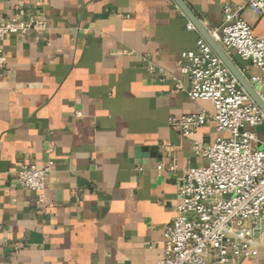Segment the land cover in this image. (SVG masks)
<instances>
[{"label":"crops","instance_id":"obj_1","mask_svg":"<svg viewBox=\"0 0 264 264\" xmlns=\"http://www.w3.org/2000/svg\"><path fill=\"white\" fill-rule=\"evenodd\" d=\"M183 1L209 31L243 5ZM240 15L264 38V17ZM12 16L46 29L0 44V264H154L184 173L206 164L192 144L224 135L172 124L214 111L180 70L199 32L173 0H0ZM48 162L40 201L16 172ZM237 264H264V244Z\"/></svg>","mask_w":264,"mask_h":264},{"label":"built area","instance_id":"obj_2","mask_svg":"<svg viewBox=\"0 0 264 264\" xmlns=\"http://www.w3.org/2000/svg\"><path fill=\"white\" fill-rule=\"evenodd\" d=\"M242 2L236 9L224 4L222 22L210 32L229 55L240 58L241 72L264 102V38L240 15L248 7L264 17V0ZM186 26L194 28L190 22ZM45 29L40 20L12 16L0 21V44L7 35ZM180 70L189 81L188 96L209 100L214 111L186 114L172 124L189 134L211 120L224 135L205 146L192 144L206 164L184 173L177 212L163 227V251L154 264H237L256 258L264 244V139L257 135L264 114L202 37L181 53ZM49 172L50 162L23 166L16 180L41 201Z\"/></svg>","mask_w":264,"mask_h":264},{"label":"water","instance_id":"obj_3","mask_svg":"<svg viewBox=\"0 0 264 264\" xmlns=\"http://www.w3.org/2000/svg\"><path fill=\"white\" fill-rule=\"evenodd\" d=\"M187 17L193 27L199 32L200 36L207 42L213 52L220 58L222 63L229 69L231 74L237 79L243 89L249 94L254 103L260 108L264 114V102L258 96L247 77L241 72L235 61L214 39L211 32L202 24L200 19L192 12V10L184 3L183 0H173Z\"/></svg>","mask_w":264,"mask_h":264},{"label":"rangeland","instance_id":"obj_4","mask_svg":"<svg viewBox=\"0 0 264 264\" xmlns=\"http://www.w3.org/2000/svg\"><path fill=\"white\" fill-rule=\"evenodd\" d=\"M257 135L260 139H264V124L258 127Z\"/></svg>","mask_w":264,"mask_h":264}]
</instances>
